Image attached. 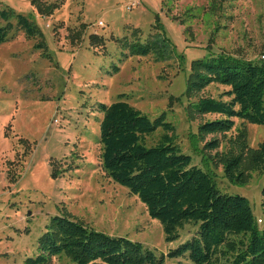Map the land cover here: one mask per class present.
I'll return each instance as SVG.
<instances>
[{
  "label": "rangeland",
  "instance_id": "1",
  "mask_svg": "<svg viewBox=\"0 0 264 264\" xmlns=\"http://www.w3.org/2000/svg\"><path fill=\"white\" fill-rule=\"evenodd\" d=\"M47 1L62 4L44 17L33 0H0V10L24 15L43 34L29 38L14 29L0 44V264H24L35 256L38 239L56 216L140 242L164 255L165 264H194L169 253L192 239L198 227L187 224L177 241L166 242L162 224L103 169V114L97 104L110 106L121 96L151 121L165 113L182 153L212 175L222 195L246 198L256 222H264V170L247 171V183L232 182L219 162L220 155L239 151L232 142L242 131L248 149L258 150L264 126L235 119L226 136L202 141L200 125L221 117L197 116L192 107L199 98L219 99L229 89L187 93L194 61L220 54L264 61V0ZM158 28L170 41L172 59L130 54L133 44L145 43ZM91 35L105 45L92 46ZM41 41L45 49L37 48ZM163 134L159 129L146 145L156 146ZM214 139L220 148L206 152L205 143ZM246 167L245 161L243 172ZM69 263L54 258L50 264Z\"/></svg>",
  "mask_w": 264,
  "mask_h": 264
},
{
  "label": "trees",
  "instance_id": "2",
  "mask_svg": "<svg viewBox=\"0 0 264 264\" xmlns=\"http://www.w3.org/2000/svg\"><path fill=\"white\" fill-rule=\"evenodd\" d=\"M61 4L33 0L44 17L53 14ZM14 29L29 38L43 36L29 18L9 8L0 10V44L9 41ZM89 39L94 47L105 45L100 36L91 35ZM37 48L45 49L42 41ZM130 54L164 62L172 59L174 51L165 31L158 28L145 43L133 44ZM211 86L229 91L219 99L199 98V104L192 107L197 116L221 117L200 125L202 141L209 135L226 136L234 128L235 119L264 126V61L254 63L223 54L194 61L188 95L199 96ZM123 98L110 106L97 104L103 114L102 166L111 180L137 197L148 215L162 224L166 242L177 241L179 231L187 224L198 227L195 236L171 251L169 257L185 258L194 264H264V228H259L249 201L241 196L222 195L212 175L192 164V158L184 155L176 143L175 126L167 122L165 113L151 121ZM159 129L164 131L159 143L148 147L146 138ZM232 143L239 151L220 155L219 162L232 182L247 183V171L264 170V140L258 150H249L247 132L242 131ZM219 148L217 139L204 146L206 152H217ZM245 161L247 167L243 172ZM262 196L264 207V189ZM54 258H66L69 264L166 261L164 255L158 257L140 242L109 236L65 216L52 218L47 231L38 239L37 254L24 264H50Z\"/></svg>",
  "mask_w": 264,
  "mask_h": 264
},
{
  "label": "built area",
  "instance_id": "3",
  "mask_svg": "<svg viewBox=\"0 0 264 264\" xmlns=\"http://www.w3.org/2000/svg\"><path fill=\"white\" fill-rule=\"evenodd\" d=\"M135 5H136V4H134L133 7H135ZM258 224H259V225H262V224H263V221H262V220H259V221H258Z\"/></svg>",
  "mask_w": 264,
  "mask_h": 264
}]
</instances>
